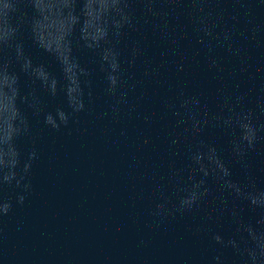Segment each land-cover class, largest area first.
I'll list each match as a JSON object with an SVG mask.
<instances>
[{"label": "clouds", "instance_id": "obj_1", "mask_svg": "<svg viewBox=\"0 0 264 264\" xmlns=\"http://www.w3.org/2000/svg\"><path fill=\"white\" fill-rule=\"evenodd\" d=\"M231 5L235 13L230 17L232 23L224 22L225 4ZM23 10L27 5L25 0H19L17 5ZM264 8V3L257 4L255 0H124L126 9L125 24L128 29L137 30L140 18L137 8L144 13L145 22L152 18V28L160 38L171 45L178 46L181 37L173 23L178 24L185 16L190 18L193 34H207L210 28L219 27L224 22L222 39L209 46L205 51V59L209 70L223 78L224 69L215 55V49L222 48L224 52L237 62L239 74L247 75L250 80H259L254 89L241 88L239 85L231 90H218V100L230 110L240 111L237 118L247 124L253 131L251 141L234 143L232 146V162L239 165L245 172L253 169L250 155L258 152L264 157V59L259 67L252 70L248 63L247 50L243 42L254 43L264 49V20L257 21L254 9ZM243 20V27H241ZM174 58L165 60L160 65L143 59L145 53L139 42L132 48L128 61L130 71L123 79L113 83L112 76L106 75L104 86L97 96L91 91L87 99L81 98L78 105L70 106L68 110L57 108L54 112L45 111L42 102L37 100L31 108L30 115L21 112L15 123L16 132L12 154L0 159V220L13 212L14 206H24L34 191L32 176L34 166L40 159V141L42 133H62L68 130L71 134L74 125H80L84 118L110 120L113 123H124L120 136L128 139L129 125L135 130L136 140L132 159L136 161L132 178L139 180L140 187L134 197V204L142 209L143 224L150 234L166 232L180 220L199 217L200 223L189 226L188 231L197 237L207 240L210 254L203 264H264V246L253 240L247 231L226 237L219 231L207 226L213 217L225 214L232 217L233 222L240 218V209L228 207L225 194H230V187L218 182L217 191L207 185V179L193 181L186 175V169L178 167L175 162L176 146L181 142V136H199L208 128L228 129V121L219 114L210 115L207 104L200 93H190L187 85L177 81L174 85L162 78L161 69L167 65L168 70L177 75L184 74L187 56L179 55L175 49H169ZM138 63L142 65L137 73ZM0 66L12 71L6 52H0ZM257 73L259 76H257ZM237 71L230 73L235 77ZM114 75V74H113ZM156 83L167 87L171 96L160 98L159 113L143 108L149 97L143 91L146 83ZM54 95V93H53ZM20 103H26L23 96ZM193 107L197 110L193 113ZM163 118H172L173 125L161 129L164 139L163 150L145 163L143 153L150 152L154 145L153 129ZM3 117L0 115V120ZM39 125V127H37ZM0 147V151H2ZM259 150V151H258ZM191 159V155H188ZM225 168L229 165L226 163ZM138 172L137 176L135 173ZM217 202L210 210L206 205ZM260 213L257 237L264 238V207L257 206ZM207 212L206 215H201ZM139 246L146 247L148 239L142 236ZM172 264H197L187 255L176 258Z\"/></svg>", "mask_w": 264, "mask_h": 264}, {"label": "water", "instance_id": "obj_2", "mask_svg": "<svg viewBox=\"0 0 264 264\" xmlns=\"http://www.w3.org/2000/svg\"><path fill=\"white\" fill-rule=\"evenodd\" d=\"M255 3H257V4L264 3V0H255ZM224 13H225L229 23L231 24L232 21H231L230 17L232 15H234L235 13L233 12L230 4H228V3L225 4V12ZM254 14H255L257 21L264 20V8L256 7L254 9ZM241 27H243V20H241ZM241 43L244 44V46L247 50V58H248L250 65L252 66L253 70L257 69L259 67L262 59H264V49L257 47L254 43H248V42H243V41ZM257 76H259L258 73H257Z\"/></svg>", "mask_w": 264, "mask_h": 264}]
</instances>
